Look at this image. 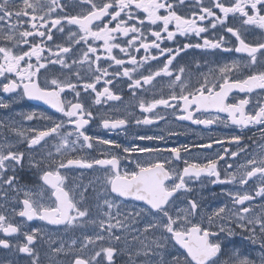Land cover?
Segmentation results:
<instances>
[{"label":"snow or ice","instance_id":"1","mask_svg":"<svg viewBox=\"0 0 264 264\" xmlns=\"http://www.w3.org/2000/svg\"><path fill=\"white\" fill-rule=\"evenodd\" d=\"M256 29L261 39L253 41ZM189 49L242 56L209 69L190 86L186 67L173 66ZM158 77L171 78L168 96H137L152 91L145 86ZM120 85L142 113L162 107L174 109L178 121L206 128L218 122L258 127L261 142L253 154L241 135L161 147L124 146L88 134L97 115L93 107L121 101L115 90ZM234 92L245 96L229 101ZM252 93L257 96L249 107ZM23 99L42 102L60 118L19 114L48 122L39 127L0 119V249L23 254L28 264H264V203L253 204L264 201V0H0V109ZM160 120L166 117L155 113L135 123ZM128 122L100 116L107 130H123ZM134 139L165 141L163 135ZM214 144H236L237 150L224 147L205 163L181 155ZM85 149L99 155L77 154ZM241 153L243 162L236 160ZM181 160L182 169L173 164ZM83 170L93 174L87 184ZM201 177L232 185L224 192L232 207L205 213L189 198L191 183ZM181 198L185 206L176 211ZM32 221L43 224L28 227ZM47 226L79 235L57 242ZM237 236L259 248L258 259L233 246ZM41 243L48 245L45 260Z\"/></svg>","mask_w":264,"mask_h":264},{"label":"flooded vegetation","instance_id":"2","mask_svg":"<svg viewBox=\"0 0 264 264\" xmlns=\"http://www.w3.org/2000/svg\"><path fill=\"white\" fill-rule=\"evenodd\" d=\"M207 35V34H204ZM249 39L256 41L261 39L260 30H254V33L249 36ZM193 42L197 41L196 37H191ZM177 41L183 43L187 42L188 38L185 37H177ZM202 42V41H201ZM165 44H170L171 46H179L176 41L168 42L165 41ZM242 54L236 53H223L219 50L215 52H204L198 49H189L186 52L181 54V57H177V60L173 62V66L179 63L181 66H185L186 76H190L191 79L189 81L190 86L196 84L198 78H202L203 74H207L209 69H215L218 66H222L225 63H232L233 60H239ZM163 59V58H162ZM198 62L200 67H195L193 62ZM152 64L159 65L158 61L151 62ZM126 79V78H125ZM171 78L169 77H158L156 81L153 82L152 86H145V88H151L152 91L144 92L141 90L137 93V96L144 99L145 101H150L151 99L159 98L161 96H168L173 89L168 87L169 81ZM115 87V86H114ZM119 94L122 95L121 101H113L108 102L106 105L102 106H94L93 112L97 113L95 119H93L90 124L86 127L85 131L88 134L98 135L105 139L113 140L117 143H120L124 146H132V145H151V146H161V147H176L180 145L187 144L189 146L198 143H204L209 139H217V138H230L235 135H241L244 139L241 143L247 148L248 153H253L258 148V144L260 141V130L258 127H251L249 129L241 130L237 126L228 124L225 125L223 123H216L208 128L204 127L203 125H193L189 121H178L175 119L173 113L175 112L174 109H163L157 108L154 113L146 114L142 113L137 106V99L131 96L130 91L127 89L126 86L120 85L119 88H115ZM178 91V89H177ZM5 99H8V94H2ZM244 97V93H236L234 92L230 97L229 101L232 100V97ZM256 93H252L250 100L249 107L255 103L256 100ZM28 112H37V113H44L46 115H52L56 118H60V114L55 113L53 109L49 106L43 104L39 101H29L27 99L16 101L11 105L9 109H0V119H8L13 118L17 120V122L22 123L24 127H28L29 125H35L39 127L41 124H47V121H27L22 120L19 114L21 113H28ZM132 115H128V113ZM155 113H160L166 117V120H160L158 123L152 125H137L135 120L137 118H143L144 116H152ZM106 114V118L109 119H116V118H127L128 125L125 129H116V130H107L102 127L100 123V116ZM199 115V114H197ZM222 118L226 116V114H221ZM173 130L180 133V135L169 136L168 131ZM3 134L9 136L10 139L15 140L16 137L8 133L7 130H3ZM140 135H153V136H160L163 135L165 137V141H141L138 139H134L136 136ZM21 147H24L21 145ZM224 147H230L232 151L237 150L236 144L231 145H218L214 144L212 149H200V148H191V153L195 155H191L189 153H181L182 157L187 156L190 162H197V163H205L208 159L214 158L217 152L222 151ZM78 155H84L88 158H92L98 156L99 153L95 150H88L85 149ZM164 157L170 155L169 153L161 154ZM242 158H247L246 153H241L240 156L236 157L237 161L243 162ZM150 159L147 154L144 156V162ZM227 159V157H226ZM232 162V161H229ZM173 164L178 168L182 169L184 167L183 161H173ZM225 165V161H220L218 167L221 168L222 175H223V168ZM132 167V165H129ZM84 177L83 182L87 184L89 178L93 175L91 170H83ZM231 171V169H229ZM210 178L201 177L200 181H193L191 183L192 192L186 194L189 198L196 199L200 202L202 209L205 213H210L217 209L218 207L228 205L232 207L230 199L224 195L226 189L231 190L233 188L232 185H212L211 183H207ZM201 181H204V185L202 186ZM251 184V181H250ZM179 195V194H177ZM186 201L181 198V200L177 201V208L176 211L179 210L180 207L185 206ZM264 203L257 199L253 202L254 205H259ZM17 220L22 218L17 217ZM43 222L41 221H32L28 222V227L32 226H39L42 225ZM51 235L57 239L63 238L64 240H68L69 237H75L79 235V230L75 233L69 232L65 233L62 230H58L56 226H47V229ZM234 240V247H238L241 250L247 251L252 258H259L260 250L257 246L248 245L245 241L242 240L241 237L237 236L233 238ZM55 246V245H53ZM48 251V245L46 243H41L38 252L41 255V259L45 260V253ZM61 261L65 260V257L59 258ZM0 261L8 262V261H15V264H28V258L23 254L16 253L14 250H5L0 249Z\"/></svg>","mask_w":264,"mask_h":264}]
</instances>
